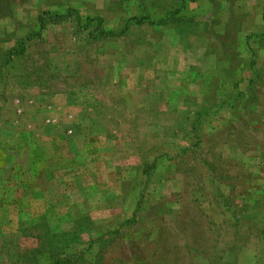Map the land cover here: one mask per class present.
Here are the masks:
<instances>
[{"label": "rangeland", "instance_id": "rangeland-1", "mask_svg": "<svg viewBox=\"0 0 264 264\" xmlns=\"http://www.w3.org/2000/svg\"><path fill=\"white\" fill-rule=\"evenodd\" d=\"M0 264H264V0H0Z\"/></svg>", "mask_w": 264, "mask_h": 264}]
</instances>
